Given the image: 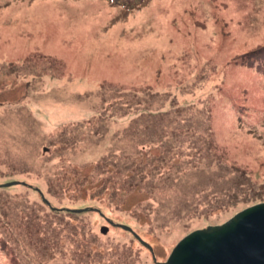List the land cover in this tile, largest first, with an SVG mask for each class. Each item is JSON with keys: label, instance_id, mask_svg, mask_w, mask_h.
<instances>
[{"label": "rangeland", "instance_id": "rangeland-1", "mask_svg": "<svg viewBox=\"0 0 264 264\" xmlns=\"http://www.w3.org/2000/svg\"><path fill=\"white\" fill-rule=\"evenodd\" d=\"M263 202L264 0H0V264H161Z\"/></svg>", "mask_w": 264, "mask_h": 264}, {"label": "water", "instance_id": "water-1", "mask_svg": "<svg viewBox=\"0 0 264 264\" xmlns=\"http://www.w3.org/2000/svg\"><path fill=\"white\" fill-rule=\"evenodd\" d=\"M120 227L133 233L126 225ZM100 230L106 233L107 227ZM143 245L153 253L150 245ZM161 264H264V202L240 211L222 224L188 233Z\"/></svg>", "mask_w": 264, "mask_h": 264}]
</instances>
